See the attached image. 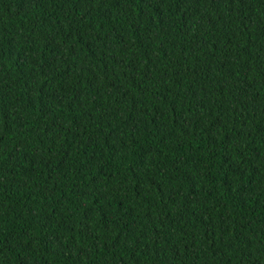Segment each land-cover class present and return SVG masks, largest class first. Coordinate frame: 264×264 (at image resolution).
Wrapping results in <instances>:
<instances>
[{
	"label": "trees",
	"instance_id": "trees-1",
	"mask_svg": "<svg viewBox=\"0 0 264 264\" xmlns=\"http://www.w3.org/2000/svg\"><path fill=\"white\" fill-rule=\"evenodd\" d=\"M0 264H264V0H0Z\"/></svg>",
	"mask_w": 264,
	"mask_h": 264
}]
</instances>
